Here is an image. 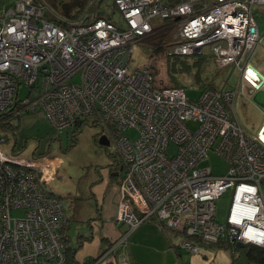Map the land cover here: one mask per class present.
<instances>
[{"label":"built area","instance_id":"built-area-1","mask_svg":"<svg viewBox=\"0 0 264 264\" xmlns=\"http://www.w3.org/2000/svg\"><path fill=\"white\" fill-rule=\"evenodd\" d=\"M170 1L114 0L121 28L100 17L59 26L47 20L40 0H11L0 16V128L8 115L43 118L56 134L86 115L109 122L121 134L115 144L132 199L122 204L119 222L133 228L153 220L204 244L264 248V124L250 135L235 116L241 82L251 88L260 82L249 60L258 42L252 8L264 0ZM153 19L176 21L173 42L129 73L133 45L151 33ZM206 46L218 68L237 70L235 89L208 88L190 100L183 88L163 86L167 57L203 54ZM77 74L79 85L70 82ZM22 87L27 95L19 99ZM129 129L137 131L135 140L123 135ZM4 142L0 135V146ZM211 150L229 165L225 175L199 167ZM57 164L46 156L18 160L0 149V264H66L64 209L40 189ZM228 190L222 223L216 201ZM14 211L22 216L13 217ZM131 232L118 244L125 246ZM182 248L199 253L188 241ZM119 264H129L127 257Z\"/></svg>","mask_w":264,"mask_h":264},{"label":"crops","instance_id":"crops-1","mask_svg":"<svg viewBox=\"0 0 264 264\" xmlns=\"http://www.w3.org/2000/svg\"><path fill=\"white\" fill-rule=\"evenodd\" d=\"M101 4H98L94 11L95 17L106 16L116 22L117 20L102 10ZM256 9L258 42L249 64L264 78V6ZM84 20L92 22L94 15L92 18L89 15ZM245 83H241L243 91L240 94L246 93L250 109L264 107V97H259L262 99L258 98L257 102L255 94H251L252 88ZM261 91L264 93V88ZM41 121L47 123L30 115H8L5 118L8 131L0 134L6 136L5 141H12L11 152L22 153L31 139L35 140V145L30 156L40 158L47 155L49 141L54 138V132L50 130L49 137L48 133L43 131ZM263 124L264 112L257 130ZM70 129L74 132V127ZM70 129L64 133L69 135ZM110 155V160L104 159L100 164L88 163L86 166L77 167H74V163L66 167L65 156L52 157V161L55 159L58 165L61 164L57 167L56 174L54 173L55 177L49 182L57 186L53 197L57 198L62 206L63 202H66V211L63 207L66 222L62 235L66 247L74 250L71 264H119L122 255L127 257L129 264H264L250 260L244 250L231 245L228 240H222L216 245L204 244L187 238L183 233L171 231L153 220L146 221L132 231L126 246L119 245L118 237L124 230L115 224L117 184L120 178L117 166L120 163ZM260 190L264 200V177L260 181ZM187 241L199 248L198 254H191L182 248V244Z\"/></svg>","mask_w":264,"mask_h":264},{"label":"rangeland","instance_id":"rangeland-1","mask_svg":"<svg viewBox=\"0 0 264 264\" xmlns=\"http://www.w3.org/2000/svg\"><path fill=\"white\" fill-rule=\"evenodd\" d=\"M11 0H0V16L4 9L8 7V3ZM47 9V17L55 18L64 24H73L83 21L87 16L94 15V7L92 6L93 0H40ZM103 2V3H102ZM101 4V8L103 11L107 12L114 20H117V24L119 27L123 28L124 24L121 20V16L119 12L115 9L113 0H103ZM257 7H253L252 9V18L258 23L257 18ZM159 21V22H158ZM152 25L162 24L164 21L160 19H153L151 21ZM123 26H120L122 25ZM176 29L172 32L170 36V45L173 42V35L175 34ZM170 47V46H169ZM210 46L204 47L203 54H193L188 56H180L179 60L183 61L187 64H191L198 60H202L203 66L201 65V74L200 77L203 78V83L201 84H212L217 90H230L235 89L239 73L237 70L233 69L231 66L220 69L215 63L213 56L209 53ZM152 52H148L145 50L144 46L140 43L133 45V54L131 56L128 70L129 73L134 71H141L143 68L149 65V62L156 58ZM166 71H162L161 77L164 79ZM169 80L173 83H178L181 88L184 89L187 97L190 100H196L201 91L203 90L201 84H198L194 81L193 74H177L176 79L174 76H168ZM71 83L79 85L80 84V74L74 76L71 80ZM242 83V82H241ZM246 84V83H245ZM249 85V83H247ZM27 95V90L22 87L19 95V99H24ZM246 93L243 92L240 94V90H238V95L236 98L235 104V114L238 117L240 126L250 133V135L255 134L259 123H261L263 119L264 107H260L258 109H254L246 100ZM256 100V98H255ZM257 101V100H256ZM253 102H255L253 100ZM258 102V101H257ZM256 102V103H257ZM258 104V103H257ZM260 104V103H259ZM88 120L83 124L82 129L77 139V144L74 147H70L72 144L71 132L72 130L66 133L60 134L59 137L54 133V138L49 141V148L47 152V157H56V156H65V165L66 167L70 164L74 163V167L77 166H86L88 163L91 165L100 164L102 160L112 158L108 154H112L113 157L116 156V145L115 141L118 136L121 134L117 133L110 125L109 122L103 124V128L101 125L92 126L93 121H95L94 117H86ZM41 125L43 126V131H46L51 137L50 126L41 121ZM49 126V127H48ZM8 131L7 125H2L0 128V133ZM53 132V131H52ZM1 135V134H0ZM123 135L127 138L134 140L137 137V131L134 129H129L123 132ZM103 138L108 141V146L102 143ZM34 143H33V142ZM28 146L22 151V153L11 152L12 141L7 140L3 144H1L0 149L4 152L5 155L13 154L15 159L18 160H30L31 152L33 146L35 145V140H28ZM107 149V152L104 149ZM174 148L172 146L169 147L168 152L173 153ZM38 159V158H37ZM41 159V158H40ZM199 167L210 168L213 175H225L229 170V165L226 161H224L216 152L210 151L207 153L205 159H203L199 163ZM48 182L46 185L40 186V189L46 195L53 197L54 193L57 192V186L55 183ZM232 190H228L225 192L217 201H216V221L225 222V218L227 215V211L231 202ZM58 197V196H57ZM66 211V202H63V206ZM12 216L15 218H19L22 216V213L19 211H14Z\"/></svg>","mask_w":264,"mask_h":264},{"label":"trees","instance_id":"trees-1","mask_svg":"<svg viewBox=\"0 0 264 264\" xmlns=\"http://www.w3.org/2000/svg\"><path fill=\"white\" fill-rule=\"evenodd\" d=\"M101 1L102 0H93L92 1L91 7H94V11L96 10L97 5L101 3ZM163 2L166 4H170L171 1L170 0H163ZM112 4L114 5V0H113ZM114 7H115V5H114ZM115 9H116V7H115ZM46 18H47V20L55 23L56 25H59V26H65L66 25L63 22L59 21L58 19L47 17V15H46ZM97 18L98 17H95V14H94V20ZM100 18H103V19L111 22L112 24H114L116 26L118 25L116 22H114L109 17L106 18V16H102ZM162 21H164V23L152 25L151 33L140 41V43L144 46L145 50L148 52H152L153 54H155V56L159 55L166 48L171 46L170 45V36L176 28V25H175L176 21L175 20H162ZM179 58H180V56H174V55L167 57L166 65H165V71H166L165 77H164V79L163 78L161 79L163 86L169 85L172 87H180V85H177L178 83H173L168 78V76L172 75V76H174L175 80H177L176 79L177 74H193L194 81L196 83H198V84L203 83V78L200 77L201 65L203 66L202 60H198V61L193 62L191 64H187L183 61L182 62L176 61V59L179 60ZM156 75H157V73H156L154 67H151V76H152V83L153 84L156 82V78H157ZM201 86H202L203 90L208 89V88L215 89V87L212 84H208V83L201 84ZM78 121L79 122L76 124L75 127H80L81 123L86 122L85 120H78ZM2 125H7L5 120L2 122ZM92 125H94V123ZM78 129L79 128H77L76 131H78ZM73 134H74V132H73ZM4 137H6V136H4ZM72 141L73 142H72L70 147H73L77 143V140L74 139V137L72 138ZM63 228H64V226H63ZM63 228H62V231H63ZM62 231H61V234H62ZM62 240L64 243L66 264H71V263H73V259H74V250H70L69 248L66 247L65 238L63 237V235H62ZM218 243H216V244H218ZM216 244H213V245H216ZM242 250H244L246 252V255L248 256V258L250 260H256V261H259L260 263L264 262V248L252 246V245H245V247L242 248Z\"/></svg>","mask_w":264,"mask_h":264},{"label":"flooded vegetation","instance_id":"flooded-vegetation-1","mask_svg":"<svg viewBox=\"0 0 264 264\" xmlns=\"http://www.w3.org/2000/svg\"><path fill=\"white\" fill-rule=\"evenodd\" d=\"M22 116H24V115H22ZM22 116H20V117H22ZM30 116H32V115H30ZM235 116H236V114H235ZM32 117H35V118H37V119H41V120H44L43 118H39V117H36V116H32ZM86 117H94L95 118V121H93V123H94V125H92L93 127L94 126H98V125H101L102 126V128H103V125L99 122V119L97 118V117H95V116H89V115H86V116H82V117H79L75 122H74V125L72 126V127H74V134H73V131L71 132V139L74 137V139L76 138V136H78V134L80 133V130H81V127L83 126V124H84V122L83 123H81V127H75L76 126V124L79 122L78 120H85L86 122L88 121V120H86L85 118ZM236 119L238 120V118H237V116H236ZM46 121V120H45ZM47 122V121H46ZM82 122V121H81ZM85 122V123H86ZM92 123V124H93ZM77 128H79L78 129V131H76L77 130ZM70 129V128H69ZM243 129V128H242ZM51 130H52V128H51ZM68 130V129H67ZM67 130H65L64 132H66ZM135 130V129H134ZM244 130V129H243ZM53 131V130H52ZM245 131V130H244ZM54 132V131H53ZM63 132V133H64ZM79 132V133H78ZM245 132H247V131H245ZM55 133V132H54ZM63 133H61V134H63ZM248 133V132H247ZM56 134V133H55ZM248 134H250V133H248ZM57 135V137H59V135L60 134H56ZM137 138V137H136ZM77 140V139H76ZM135 140V139H134ZM102 142L105 144L106 143V146H108V141L105 139V138H103V140H102ZM77 144V143H76ZM75 144V145H76ZM116 145V144H115ZM74 147V146H73ZM106 152H107V149L105 148L104 149ZM116 152H117V154H116V156H115V158H116V160L117 161H119V163L120 164H118V168H119V172L117 173V174H120V178H119V180H118V184H117V204H116V216H115V224H116V226L118 227V226H120V227H122V228H124V230L120 233V235H119V237H118V239H119V241L122 239V237L128 232V231H134L136 228H138L141 224H143V223H141V224H139V225H137L136 227H133V228H131L130 226H128L127 224H125L124 222L122 223V222H119L118 221V216H119V213H120V210H121V206H122V204H124V203H127V204H129V205H132V199L128 196V195H126V192H125V190H124V188H123V180H124V173H125V163H124V161L122 160V158H121V156H120V152H119V150L117 149V147H116ZM109 156H111L110 154H108ZM46 157H47V155H46ZM40 158H42V159H44V156H42V157H40ZM52 158V157H51ZM57 161V160H56ZM57 163H58V161H57ZM59 165H61L60 163H59ZM59 165L57 164V167L59 168ZM57 167L55 168V171H54V173L56 174V169H57ZM55 174H53V176L55 177ZM53 177V178H54ZM133 215L134 216H137V213H136V211H135V209H134V207H133ZM150 221V220H149ZM145 223V222H144ZM130 236V234H128L127 235V243H128V237ZM117 239V240H118ZM118 241V242H119ZM115 243V242H114ZM127 243H126V245H127ZM119 245H121V244H119ZM125 245V246H126ZM116 247V245L114 246V248ZM113 248V249H114ZM113 249L111 250V252L113 251Z\"/></svg>","mask_w":264,"mask_h":264},{"label":"water","instance_id":"water-1","mask_svg":"<svg viewBox=\"0 0 264 264\" xmlns=\"http://www.w3.org/2000/svg\"><path fill=\"white\" fill-rule=\"evenodd\" d=\"M263 44H264V42H263ZM251 67V69L256 73V75L258 76V78H259V81L260 82H258V84L254 87V88H252V90H251V94L253 95V94H255V98H256V100L258 101V98L259 97H264V93L261 91V89H263L264 88V78L256 71V69L255 68H253L252 66H250ZM259 99H262V98H259ZM259 102V101H258ZM103 143V142H102ZM106 144V143H105ZM230 239H231V241H233L234 240V236L232 235L231 237H230ZM236 248H239V249H242V248H244L245 247V244H243V243H241V242H236L235 243V245H234Z\"/></svg>","mask_w":264,"mask_h":264}]
</instances>
